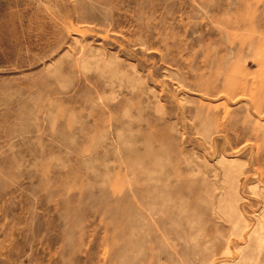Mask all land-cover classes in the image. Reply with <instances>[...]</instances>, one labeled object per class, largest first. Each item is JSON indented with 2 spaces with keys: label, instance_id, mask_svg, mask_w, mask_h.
Segmentation results:
<instances>
[{
  "label": "rangeland",
  "instance_id": "obj_1",
  "mask_svg": "<svg viewBox=\"0 0 264 264\" xmlns=\"http://www.w3.org/2000/svg\"><path fill=\"white\" fill-rule=\"evenodd\" d=\"M0 264H264V0H0Z\"/></svg>",
  "mask_w": 264,
  "mask_h": 264
}]
</instances>
